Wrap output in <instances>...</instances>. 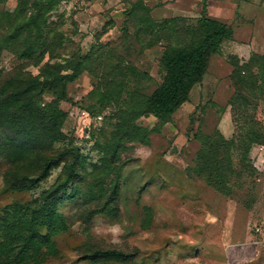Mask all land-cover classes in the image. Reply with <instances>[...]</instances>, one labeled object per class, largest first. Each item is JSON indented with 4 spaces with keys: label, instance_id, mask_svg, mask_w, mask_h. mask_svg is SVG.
<instances>
[{
    "label": "rangeland",
    "instance_id": "obj_1",
    "mask_svg": "<svg viewBox=\"0 0 264 264\" xmlns=\"http://www.w3.org/2000/svg\"><path fill=\"white\" fill-rule=\"evenodd\" d=\"M137 1L61 0L46 15L49 46L40 63L39 54L22 60L11 50L1 52L0 67L6 76L18 69L38 75L46 63L68 72L64 64L78 57L85 58L89 71L68 83V99L60 103L68 113L63 131L80 149L79 170L86 179L78 183V189L68 186L58 204L65 223L51 237L54 249L42 246L39 261L36 255L22 260L20 253L16 259V252L6 257L1 254L0 264H264V142L252 145L248 169L243 165L241 146L248 130L264 133V91L245 88L243 95L237 94L232 80L234 59L229 54L233 48L225 44L211 57L204 79L168 121L163 123L153 115L137 120L151 131L149 142H124L117 163L121 170L118 176L114 171L105 186L111 193V181L117 182L111 204L117 215L95 213L96 202L86 203L84 194L94 191L89 186L95 185L88 175L100 165L103 151L117 133L119 107H127L135 92L151 95L163 81L161 58L167 41L148 46L149 34L138 33L139 27L129 15ZM140 1L148 4V0ZM16 5L17 0H8L0 7L13 10ZM203 6L204 2L190 4L191 12L186 14L163 12L158 6L150 14L156 21L185 16L194 24ZM261 20L253 30L261 41L256 39L260 43H255L250 54L239 51L241 63L253 53L264 55V12ZM241 34H249V28ZM117 68L128 73L126 79L116 73ZM252 71L257 74L259 69ZM112 78L116 82L113 97L101 100ZM44 98L48 102L53 96ZM83 110L92 116L102 113L103 119L89 130ZM220 133L235 140L231 156L236 172L231 176L230 195L210 186L195 169L207 138ZM9 134L0 129V141ZM8 167L0 155V241L4 221L14 219V203L32 201L51 187L62 171V166L53 169L28 192L8 189ZM96 248L136 252V256L130 262H94L90 254ZM28 251L33 248L19 250L23 255Z\"/></svg>",
    "mask_w": 264,
    "mask_h": 264
},
{
    "label": "trees",
    "instance_id": "obj_2",
    "mask_svg": "<svg viewBox=\"0 0 264 264\" xmlns=\"http://www.w3.org/2000/svg\"><path fill=\"white\" fill-rule=\"evenodd\" d=\"M6 2L8 0H0V5ZM60 2L17 0L13 10L0 7V56L5 49L11 50L22 60L33 59L39 54L37 63H40L49 46L48 35L45 33L48 26L46 15ZM151 10L150 5L138 0L129 15L134 19L135 26L139 27L138 33L149 34L148 46L161 40L167 41L161 58L163 81L151 95L135 92L127 107H119L117 133L103 151L100 165H96L88 175L95 183L89 186L94 191L84 195L86 203L96 202L95 213L117 215V208L111 205L115 201L113 193L117 190V182L111 181V193L105 186L112 173L115 171L118 176L121 170L122 166L117 163L121 159L123 143L149 142L151 131L137 124V120L142 116L153 115L163 123L168 121L189 99L195 85L204 79L211 57L221 51L225 41L234 38L232 25L208 15L206 0L194 24L188 23L190 19L185 16L156 21L150 14ZM231 57L234 59L232 80L237 86V94L243 95L241 92L245 88H260L264 91V55L253 53L247 62L242 63L237 55ZM83 59L78 57L64 64L63 69L68 72L58 69L55 64L46 63L38 75L18 69L11 76H6L0 67V129L10 132L5 140L0 141V155L9 166L5 174L8 189L32 191L50 176L53 169L62 166L57 180L42 194L24 204L14 203V219L4 221L0 255L6 257L16 252L15 259L20 253L22 260H28L35 255V259H38L44 245L53 251L54 242L51 237L59 230L61 223H65L57 210L58 204L68 186L78 189V183L86 179L81 178L79 170L80 149L63 131L68 113L60 105L68 99V83L75 81L84 71H89ZM254 67L259 69L257 74L252 71ZM116 73L124 74L125 79L128 76L124 69L117 68ZM114 84L116 82L112 78L101 100L113 97L111 92H114ZM46 94H51L53 99L46 102ZM243 139V165L248 169V155L252 145L264 142V133L251 129ZM234 145L235 140L226 139L221 133L216 138H207L198 153L195 167L196 172L210 186L226 195L233 191L230 183L231 176L236 172L231 156ZM26 247H32L33 251L25 255L19 252ZM135 256L136 252L114 248H96L90 254L94 262H130ZM11 261L8 258L7 263Z\"/></svg>",
    "mask_w": 264,
    "mask_h": 264
},
{
    "label": "crops",
    "instance_id": "obj_3",
    "mask_svg": "<svg viewBox=\"0 0 264 264\" xmlns=\"http://www.w3.org/2000/svg\"><path fill=\"white\" fill-rule=\"evenodd\" d=\"M200 2H205V0H148V4L152 8L161 6L163 12L176 13L180 10L185 14L191 12L190 4H199ZM206 7L210 17L233 26L234 38L223 43V45L233 48L229 52L230 55L240 56L239 51L250 54L256 47L255 43H260L256 39L260 41L261 39L253 33V30L262 21L264 0H206ZM197 15L200 16V12ZM246 27L249 28V34L242 35L241 31Z\"/></svg>",
    "mask_w": 264,
    "mask_h": 264
},
{
    "label": "built area",
    "instance_id": "obj_4",
    "mask_svg": "<svg viewBox=\"0 0 264 264\" xmlns=\"http://www.w3.org/2000/svg\"><path fill=\"white\" fill-rule=\"evenodd\" d=\"M83 115H84V118H86V120H88V129L89 130L92 129V124L95 121H101L103 119L102 113H97V114L92 116L89 111L83 110ZM86 135H87V137H90V133H87Z\"/></svg>",
    "mask_w": 264,
    "mask_h": 264
}]
</instances>
